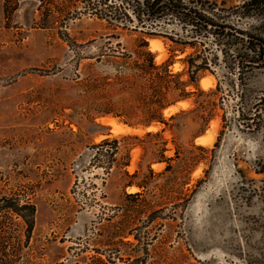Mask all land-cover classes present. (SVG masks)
<instances>
[{"label": "rangeland", "instance_id": "obj_1", "mask_svg": "<svg viewBox=\"0 0 264 264\" xmlns=\"http://www.w3.org/2000/svg\"><path fill=\"white\" fill-rule=\"evenodd\" d=\"M209 1L217 3L219 22L264 36V0L244 8V0ZM3 6L0 0V187L25 189L35 203L30 248L37 264H91L96 249L106 258L116 247L121 258L113 255L110 264H140L131 261L137 256L142 264H264V129H248L238 113L241 95L264 97V67L244 75L246 89H231L221 67L199 71L200 87L221 78L223 89L201 95L204 107L194 104L195 95L178 99L180 90L170 92L169 100H178L169 106L187 105L170 113L166 107V119L177 114L170 125L148 130L126 77L133 79L127 64L143 49V37L152 51L151 37L86 13L79 0H18L8 17ZM153 38L163 46L152 51L155 62H168L185 80L182 58L192 47L180 53L169 40ZM203 77L210 81L205 87ZM103 116L130 130L113 132ZM162 129L170 148L164 155L178 149L170 171L162 172L166 163L152 153L161 137L121 141L111 158L110 146L95 147L105 138ZM148 164L151 183L127 198L142 191L128 184L140 182Z\"/></svg>", "mask_w": 264, "mask_h": 264}, {"label": "trees", "instance_id": "obj_2", "mask_svg": "<svg viewBox=\"0 0 264 264\" xmlns=\"http://www.w3.org/2000/svg\"><path fill=\"white\" fill-rule=\"evenodd\" d=\"M86 13L98 19L116 26L134 25L140 28L147 37H161L169 40L173 45V51L178 50L184 53L188 46L192 51L187 53L182 59L185 63V74L187 78L181 79V72H172L169 63L157 64L154 60V53L148 49V40L142 38L141 47L135 54L136 57L127 65L134 73L127 80L135 86L139 102L141 103L145 119L144 126L153 123L170 125L169 119H173L177 114H173L166 119L163 110L178 99H187L196 96L194 104L204 107L199 101V97L207 93H217L223 88L222 80L219 79L215 87L203 89L199 85V71L209 70L214 73V67L225 69L223 77L227 78V84L233 89L236 85L241 89H246L248 85L245 74L253 73L256 69L264 67V36L248 30H244L228 24L219 22L215 16L217 3L209 0H79ZM253 0H244L243 8L248 4H253ZM18 6V0H4V13L8 14ZM65 24V22H64ZM136 24V25H135ZM219 52L223 59L218 61ZM123 57L132 58L131 54L122 52ZM137 80L142 81L136 84ZM192 85L194 90H188L187 86ZM137 87L139 89H137ZM180 90L179 98L170 101L168 94L172 91ZM245 100L240 96V100L245 102L244 109H238L239 117L246 120L248 129H264V97L254 96ZM185 110H181L183 112ZM208 111H211L209 109ZM104 113H109L105 111ZM208 119L213 115L209 114ZM205 119V116H201ZM258 118L259 122L255 123ZM207 119V118H206ZM252 122H249L251 121ZM248 122V123H247ZM263 123V124H262ZM162 130L147 131L143 135L121 134L113 138H105L95 144L98 146H110L109 156L113 157L119 152L120 142L128 139L144 140L147 138L161 137L162 146L156 148L153 154L156 155V162H165L162 172L172 169L171 161L178 156V149L175 148L173 156H165L168 142L162 135ZM1 144V143H0ZM196 146V145H195ZM177 147V146H176ZM197 148L204 149L198 145ZM156 151V152H155ZM127 160L123 162V167L130 163V151L127 149ZM98 161L95 155L93 161ZM112 159L108 160L111 164ZM110 168L109 166H106ZM127 172V171H126ZM135 173H138L136 170ZM1 175V174H0ZM155 172L148 164V173L144 175L140 182H129L128 185H136L142 188L141 192L127 193L126 197L140 196L146 190L150 178ZM2 178L0 177V181ZM31 193V192H30ZM36 206L32 197L25 189L4 191L0 187V264H37L34 260V251L30 248L33 232L35 228ZM135 239H138L135 237ZM122 243L132 244V242L120 240ZM142 244V246H141ZM147 242H139L147 251ZM99 255H94L91 264H110L113 255L119 256V249L110 250L111 255L103 258L104 252L95 250ZM130 257H128V260ZM131 261L142 264V256H137Z\"/></svg>", "mask_w": 264, "mask_h": 264}, {"label": "bare ground", "instance_id": "obj_3", "mask_svg": "<svg viewBox=\"0 0 264 264\" xmlns=\"http://www.w3.org/2000/svg\"><path fill=\"white\" fill-rule=\"evenodd\" d=\"M162 43H161V41L160 40H158V39H155V38H152V39H149V48L153 51V50H160L161 51V49H162ZM163 55V54H162ZM158 57H160V56H158ZM158 59V58H157ZM210 78V77H209ZM209 79L208 78H206V77H203L202 79H201V85L202 86H206L207 84L209 85ZM208 87V86H207ZM179 105H182V106H186L187 105V103H186V101H180L179 100V102H177V104L176 105H171V106H169V107H167L166 109H165V112H168V111H176L177 109H178V106ZM180 108V107H179ZM168 113H170V112H168ZM174 113V112H173ZM100 122H102V123H104V124H108V125H110L111 127H112V131L113 132H115V133H128V131L130 130V128L129 127H127V126H125L124 124H120V123H118L117 121H116V119L115 118H113V117H108V116H103V117H101L100 118ZM154 127L153 126H149L147 129L148 130H152ZM131 129H132V127H131ZM137 130V129H136ZM135 131V130H134ZM137 132V131H136ZM130 133V132H129ZM199 140H201V141H206L207 140V137L206 136H200L199 138H198ZM209 139V138H208ZM211 141V140H210ZM198 142V141H197Z\"/></svg>", "mask_w": 264, "mask_h": 264}]
</instances>
